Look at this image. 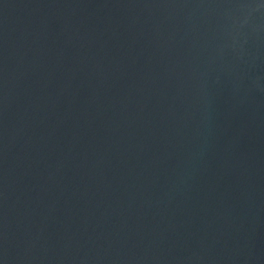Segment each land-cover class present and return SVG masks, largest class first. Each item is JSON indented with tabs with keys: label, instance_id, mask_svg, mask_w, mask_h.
Masks as SVG:
<instances>
[{
	"label": "water",
	"instance_id": "1",
	"mask_svg": "<svg viewBox=\"0 0 264 264\" xmlns=\"http://www.w3.org/2000/svg\"><path fill=\"white\" fill-rule=\"evenodd\" d=\"M0 264H264V0H0Z\"/></svg>",
	"mask_w": 264,
	"mask_h": 264
}]
</instances>
